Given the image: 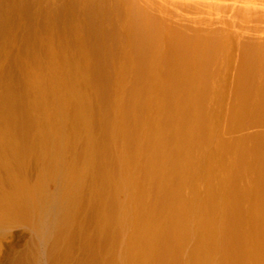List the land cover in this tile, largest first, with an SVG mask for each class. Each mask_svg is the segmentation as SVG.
<instances>
[{
  "label": "rangeland",
  "instance_id": "obj_1",
  "mask_svg": "<svg viewBox=\"0 0 264 264\" xmlns=\"http://www.w3.org/2000/svg\"><path fill=\"white\" fill-rule=\"evenodd\" d=\"M242 229L260 264L264 0H0V264L242 263Z\"/></svg>",
  "mask_w": 264,
  "mask_h": 264
},
{
  "label": "bare ground",
  "instance_id": "obj_2",
  "mask_svg": "<svg viewBox=\"0 0 264 264\" xmlns=\"http://www.w3.org/2000/svg\"><path fill=\"white\" fill-rule=\"evenodd\" d=\"M29 75H30V74H29ZM118 82H119V81H118ZM23 84H24V83H23ZM30 96H31V95H30ZM26 99H27V98H26ZM29 100H30V99H29ZM11 101H12V100H11ZM6 102H7V101H6ZM30 102H31V101H30ZM31 104H32V103H31ZM14 113H15V112H14ZM16 116H17V115H16ZM1 123H2V122H1ZM2 136H3V135H2ZM5 137H6V136H5ZM2 139H3V138H2ZM1 145H2V144H1ZM9 157H10V156H9ZM7 177H8V176H7ZM5 179H6V178H5ZM9 179H10V178H9ZM2 187H3V186H2ZM6 188H7V187H6ZM243 216H244V215H243ZM248 216H249V215H248ZM220 221H221V220H220ZM234 221H235V220H234ZM237 223H239V222H236L235 224H237ZM241 223H242V222H241ZM223 224H224V223H223ZM223 224H222V225H223ZM230 224H231V223H230ZM230 224L228 223V226H226V225L224 224V227H223V226H221V227L224 228V230L226 229V227H229V228H227V229L225 230V233H227L226 231H228V232H229V231H232V232H234V234H235V231H234L233 229L230 228V227H231ZM235 224H234V225H235ZM243 224H244V223H243ZM219 225H220V224H219ZM238 225H239V224H238ZM244 225H245V224H244ZM240 226H241V225H240ZM242 226H243V225H242ZM219 227H220V226H219ZM235 227H236V226H235ZM238 227H239V226H238ZM249 227H250V226H249ZM222 228H221V231L223 232L224 230H222ZM232 228H234L233 225H232ZM242 228H243V227H242ZM245 228L248 230L247 226H245L243 229H245ZM228 229H230V230H228ZM243 229H242V230H243ZM250 229H251V227H250ZM235 230H236V228H235ZM242 230H240V231H242ZM254 230H255V228L252 227V230H251V231H252L253 233L256 232V230H255V232H254ZM184 231H185V229H184ZM195 231H196V230H195ZM208 231L210 232V230H208ZM219 231H220V230H219ZM236 231H237V230H236ZM177 232H178V231H177ZM190 232H191V231H190ZM232 232H230V233L232 234ZM238 232H239V229H238ZM244 232H245V231L243 230V231H242L243 235H244V234L246 235L247 233H244ZM246 232H247V231H246ZM252 232H251V233H252ZM260 232H261V231H260ZM211 233H212V231H211ZM213 233H214V231H213ZM213 233H212V235H211L212 238H213V235H214V234L216 235V233H219V232H216V233H214V234H213ZM220 233H221V232H220ZM220 233H219V234H220ZM230 233H229L228 235H230ZM240 233H241V232H240ZM248 233H250V230H248ZM251 233H250V234H251ZM257 233H258V232H256L255 235H256ZM124 234H125V233H124ZM219 234H218V235H219ZM221 234H222V233H221ZM221 234H220V235H221ZM234 234H233V235H234ZM206 235H207V234H205V236H206ZM215 235H214V236H215ZM218 235H216V237H217ZM235 235H236V234H235ZM235 235H234V237H235ZM245 235H244V237H245ZM120 236H121V235H120ZM195 236H196V235H195ZM207 236H208V235H207ZM221 236H222V235H221ZM223 236H225L224 233H223ZM237 236H238V235H237ZM247 236H248V235H247ZM251 236H252V237H249V236H248V237L250 238V239H249L250 242L248 243V245H251V246H252L253 243H252V244H250V243H251V241L253 242L252 239H253L254 235H251ZM162 237H163V236H162ZM208 237H209V236H208ZM231 237H233V236L231 235ZM231 237H229V238H231ZM239 237H240V236H238L237 238H239ZM241 237H243V236H241ZM256 237H257V236H256ZM209 238H210V237H209ZM209 238H207V239H209ZM251 238H252V239H251ZM121 239H123V241H125V242H123V243H127L126 240H124V238H122V236H121ZM165 239H166V238H165ZM169 239H170V238H169ZM207 239L203 238V241L206 240V241H204V242H207V241H208ZM246 239H247V237H245L244 239H242L243 241H242V240L240 241V240H238V239H237V240L235 239V242H236L237 246H239V248L237 247V248L235 249L236 246H234V247L232 246V248H234L233 251L235 252V251H238L237 249H239V250H241V252H239V253H237V254H236V252H235V253L233 252V254H236L235 259H234L233 256H231L232 254H229L230 258L232 257V259L236 260L237 257H242V256H243L242 254H245V253H247V258L244 260V257H243L242 259H243L244 261H243L242 259H240L241 262L243 261L242 263H238V262H237V263H234V264H248V263H249L248 260L251 259V256L249 255V248H250V247L247 246V242H248V240H246ZM254 239H255V238H254ZM158 240H159V239H158ZM210 240H211V238H210ZM214 240H216L215 237H214ZM218 240H219V239H218ZM256 240H257V238H256ZM258 240H259V239H258ZM166 241H167V240H166ZM212 241H213V240H211V242H209V243H211V244L216 243L215 246H216L217 251L220 250V249H222L223 246H222L221 244H220V246H222V247H220V249H219V248H217V242L214 241V242L212 243ZM216 241H217V240H216ZM222 241H223V240L221 239L220 242L222 243ZM227 241H229V240H227ZM233 241H234V239L232 238L231 241H230V243L232 242V243L235 244V242H233ZM120 242H121V241H120ZM204 242H203V243H204ZM224 242H225V241H224ZM257 242H258V241H257ZM121 243H122V242H121ZM228 243H229V242H228ZM228 243H225V244H228ZM230 243H229V245H230ZM232 243H231V245H232ZM222 244H223V243H222ZM234 244H233V245H234ZM236 244H235V245H236ZM254 244H255V243H254ZM117 245H118V244H117ZM120 245H121V244H120ZM126 245H127V244H126ZM231 245H230V246H231ZM142 246H143V245H142ZM146 246H149V245L147 244ZM215 246L213 245V247H215ZM218 246H219V245H218ZM230 246H227V247L225 246L226 249H224V250H225L226 252H227V251H231V250H228ZM240 246H241V247H240ZM255 246H256V245H255ZM255 246H253V247H255ZM259 246H260V245H259ZM262 246H263V245H262ZM126 247H127V246H125V248H124V247H121V249H119L120 251H117V252L114 250V252L111 253V255H110L109 257H106V255H105V256L102 255L103 257H106V258H104V260H103L102 262H104V261L106 262L107 258H109V259H108V262L110 261V263H112V264H117V261H119L118 263H120V262H121V261H120L121 253H122L123 251H124V253L127 252ZM202 247H204V246H202ZM207 247H208V246H207ZM253 247H251V248L253 249ZM256 247H258V246H256ZM123 248H124V249H123ZM147 248H148V247H147ZM259 248H260V247H259ZM259 248H258V249H259ZM122 249H123V250H122ZM203 249L205 250V248H203ZM203 249H202V250H203ZM209 249H211V248H208L207 250H209ZM213 249H214V248H213ZM216 249H215V250H216ZM230 249H231V248H230ZM260 249H261V248H260ZM174 251H175V250H174ZM256 251L258 252V251H260V250L255 249V252H256ZM107 252L109 253V251H107ZM184 252H185V251H183V253H184ZM206 252H207V251H206ZM206 252H205V253H206ZM226 252H223V253L226 254ZM242 252H243V253H242ZM108 253L105 252V253H103V254H108ZM124 253H123V254H124ZM166 253H167V252H166ZM170 253H171V252H170ZM202 253H203V252H202ZM202 253H201V254H202ZM208 253H209V251H208ZM208 253H207V254H208ZM211 253H212V252H211ZM216 253H217V252H216ZM219 253H222V252H219ZM227 253H230V252H227ZM251 253H253V251H252ZM109 254H110V253H109ZM126 254H127V253H126ZM126 254H125V255H126ZM175 254H176V253H175ZM225 254H223V255H225ZM239 254H241L242 256H237V255H239ZM255 254H256V253H255ZM258 254H259V255H257V256L261 257V259H262L263 255H261L260 252H259ZM180 255H181V254H180ZM211 255L213 256L214 254H211ZM217 255H219V254H217ZM220 255H222V254H220ZM220 255L218 256V258L220 257ZM227 255H228V254H227ZM260 255H261V256H260ZM100 256H101V255H100ZM107 256H108V255H107ZM181 256H183V255H181ZM189 256H190V255H189ZM208 256H209V254H208ZM208 256H207V257H208ZM229 256H228V259H230ZM244 256H245V255H244ZM125 257H127V256H125ZM201 257H202V256H201ZM204 257H206V256L204 255ZM204 257H203V258H204ZM215 257H217V256H215ZM255 257H256V256H254V258H255ZM118 258H119V260H118ZM132 258H133V257H132ZM155 258H156V257H155ZM221 258H222V256H221ZM223 258H224L225 260H224V259H221V260H222V261H221L220 259L217 260V258H211V259H209V257H208V261H207V260H206L207 262L205 261L206 263L202 262V261H203L202 259H201L202 261H201V262L199 261V262H200V264H203V263H204V264H221V263L223 262V260H224V263H225V261H227L226 256H225V257L223 256ZM256 258H257V257H256ZM256 258H255V259H256ZM258 259H259V258H258ZM263 259H264V258H263ZM263 259H262L263 262H260V264H261V263H264V260H263ZM126 260H127L128 264H130V263H129V260H128V257H127ZM138 260H139V259H138ZM143 260L145 261L146 259L143 258ZM143 260L140 259V262H141V261L143 262ZM147 260H148V259H147ZM147 260H146V262H147ZM174 260H175V259H174ZM183 260H184V259H183ZM237 260H239V259H237ZM240 260H239V262H240ZM131 261H132V260H131ZM187 261H188V260H187ZM196 261H197V260H196ZM196 261H194V262H196ZM218 261H221V263L218 262ZM252 261H253V260H252ZM256 261H260V260H256ZM108 262H106V263H108ZM134 262H135V261H132V264H134ZM162 262H163V261H162ZM165 262H166V261H165ZM228 262H230V260H229ZM228 262H227V263H228ZM247 262H248V263H247ZM158 263H159V262H158ZM169 263H170V262H169ZM171 263H172V262H171ZM180 263H181V262H180ZM188 263H189V262H188ZM197 263H198V261H197ZM197 263H196V264H197ZM224 263H223V264H224ZM255 263H256V262H255ZM103 264H104V263H103ZM121 264H122V263H121ZM136 264H139V262L136 263ZM144 264H147V263H144ZM185 264H186V261H185ZM189 264H190V263H189ZM251 264H253V262H251ZM256 264H258V263H256Z\"/></svg>",
  "mask_w": 264,
  "mask_h": 264
}]
</instances>
